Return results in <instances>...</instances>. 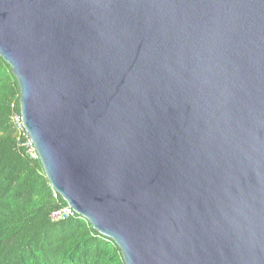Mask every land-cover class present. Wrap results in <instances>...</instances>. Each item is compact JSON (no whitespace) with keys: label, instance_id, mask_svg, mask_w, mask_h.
<instances>
[{"label":"water","instance_id":"95a60500","mask_svg":"<svg viewBox=\"0 0 264 264\" xmlns=\"http://www.w3.org/2000/svg\"><path fill=\"white\" fill-rule=\"evenodd\" d=\"M0 57L123 264H264V0H0Z\"/></svg>","mask_w":264,"mask_h":264},{"label":"trees","instance_id":"16d2710c","mask_svg":"<svg viewBox=\"0 0 264 264\" xmlns=\"http://www.w3.org/2000/svg\"><path fill=\"white\" fill-rule=\"evenodd\" d=\"M18 97L0 57V264H123L117 246L80 216L49 218L63 200L20 145L10 121Z\"/></svg>","mask_w":264,"mask_h":264},{"label":"built area","instance_id":"2783aa9c","mask_svg":"<svg viewBox=\"0 0 264 264\" xmlns=\"http://www.w3.org/2000/svg\"><path fill=\"white\" fill-rule=\"evenodd\" d=\"M10 121H11V123H12V125L16 131L18 139L20 140V145L24 147L25 153L27 154V156L32 160H38V155L35 151V148L31 142L27 132L25 131V129L23 127L19 113H17V112L12 113L10 116ZM52 192H53L54 197H56L58 195L53 189H52ZM74 215H77V214L74 212V210L68 204H66L63 201L62 204H58V207L50 212L49 218L52 221H57V220L67 219V218L72 217Z\"/></svg>","mask_w":264,"mask_h":264}]
</instances>
